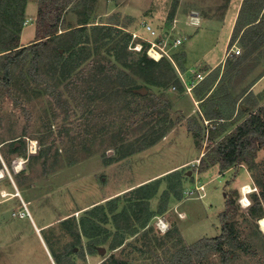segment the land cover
I'll return each instance as SVG.
<instances>
[{
    "label": "rangeland",
    "instance_id": "obj_1",
    "mask_svg": "<svg viewBox=\"0 0 264 264\" xmlns=\"http://www.w3.org/2000/svg\"><path fill=\"white\" fill-rule=\"evenodd\" d=\"M228 1H80L68 9L63 28L88 21L81 61L77 54L73 59L70 51H62V63L53 67L54 41H48L41 54L28 50V56L19 59L10 87L0 86V264H63L62 260L65 264H117L120 259L125 264H169L179 248L221 234L220 213L234 190L239 206L235 230L244 247L226 244V250L233 252L227 262L219 252L209 251L194 257L192 264H264L260 223L264 209L257 214L251 211L255 195L261 191L257 178L264 180V148L258 151L253 169L246 163L221 169L216 163L200 171V160L212 144L234 131L252 112L261 109L264 113V82L241 101L251 103L248 112H239L231 122L214 121V127H202L199 135L189 128L191 119L201 125L194 101L199 73L195 66H185L183 43L168 47L170 56L163 59L173 72L163 62L158 70L168 74L157 79L158 84L150 83L135 65L146 52L148 42L143 38L150 36L144 24L157 29L159 41L167 35L170 44L176 38L184 41L197 33L188 29L185 15L193 10L208 15L213 10L216 17H222ZM39 3L24 0V19L15 25L0 14V42L17 34L20 47L37 42ZM15 11L21 12V7ZM234 19L228 18L229 26ZM228 30L222 27L215 35L217 55L223 51ZM242 32L233 44L229 39L224 49L234 62L231 70L226 69L227 85L237 95L264 74V42L255 48L250 43L248 50H253L247 55L243 42L248 37L241 39ZM237 43L241 54L234 58L230 53ZM137 45L141 49H133ZM7 52L0 53V62ZM95 65L99 68L93 69ZM93 70H98V77ZM122 70L128 74L133 92L115 90ZM107 76L111 82L105 80ZM225 105L227 108L228 103ZM212 155L210 151L204 157L207 163ZM185 160V167L168 171ZM158 174L149 181L152 191L137 186ZM197 183L206 186L205 196H186L185 191ZM247 184L252 191L244 196L241 190ZM116 194L121 195L106 203L100 201ZM101 204L109 210L117 205L115 212L126 210L118 217L120 228L113 212L112 217L106 215L109 221L104 225ZM90 210L94 212L92 221ZM24 212L26 216H22ZM55 220L62 221L58 229L42 226ZM161 220L169 232L158 228ZM73 222H78L76 226L88 239L76 242L67 236L65 230Z\"/></svg>",
    "mask_w": 264,
    "mask_h": 264
},
{
    "label": "trees",
    "instance_id": "obj_2",
    "mask_svg": "<svg viewBox=\"0 0 264 264\" xmlns=\"http://www.w3.org/2000/svg\"><path fill=\"white\" fill-rule=\"evenodd\" d=\"M24 0H0V14L3 16L5 21H9L13 25L18 23V21H22L24 19L25 11L22 5ZM85 2V4L90 2V0H40L39 10L37 16V42L30 44L28 46L20 47L19 38L20 35L17 34L12 37L10 40L1 41L0 45H4L0 47L1 52H7V58L0 62L1 71H3V75H0V86L6 85L10 87L15 73V67L23 56L26 57L28 50H33L34 54L37 56L41 54V50L48 48V41H54L56 43L55 49L52 53V66L58 67L62 60L64 59V52H71V58L74 59V54H77L78 61H81L79 58L83 53L81 47L85 41L82 39L83 32L85 27L88 24V21H82L76 27H68L63 28L65 25V14L68 9L72 7L75 3ZM16 2V3H14ZM21 7V12H16L15 9ZM88 4V3H87ZM264 0H243L238 20L234 27L231 44L235 42L238 36L242 32L243 36H247L243 42V47L247 51V55L250 54L253 48L258 47L260 43L264 42ZM19 10V9H18ZM3 30L5 28H2ZM64 30L62 33H59L60 30ZM250 43H253V48L248 50L250 47ZM122 48V47H121ZM78 49H80L78 51ZM120 50V49H118ZM78 51V52H77ZM79 53V54H78ZM26 54V56H25ZM74 55V56H73ZM42 57V56H40ZM73 59H71L73 61ZM80 59V60H79ZM35 63L37 62V57L34 58ZM70 59L65 60L64 62H68ZM165 59H161L159 61L148 58L146 52L139 59V61L135 62L139 73H143L144 78H146L150 83L158 84L156 82L157 79L166 76L168 73L160 72L158 70L161 64L163 63L165 68L173 72V67L169 64L168 61H164ZM242 60V59H241ZM93 69L99 68L98 65L92 66ZM36 68V66H35ZM105 68L102 66L101 69ZM166 70V71H167ZM97 76L99 74L98 70H93ZM122 75L119 88L115 89L120 93H129L133 92V85L129 81L128 74L122 70L120 72ZM40 78H44V75H40ZM108 82H111V76H107ZM36 79V78H34ZM105 89V87H104ZM144 95L142 92L138 93ZM60 97V96H59ZM58 100L60 101V98ZM57 98V96H56ZM264 113L261 112V109L258 111L251 113L248 118H246L241 124H239L234 131L227 134L225 137L220 139L219 141L212 144V148H210L209 152L213 153L210 161L207 163L205 160V156L208 155L209 152H206L205 155L200 160V171H204L211 164L218 163L221 169H227L234 165L240 163H246L249 168L253 169L256 166V156L260 149L264 148ZM192 125L189 127L191 131L196 134L201 135L203 133V128L201 125L197 123L196 119H191ZM211 131V130H209ZM212 137L209 136L208 140L212 141ZM158 184V182H156ZM154 183V186H156ZM258 186L260 187L259 195H255V204L251 207V211L254 214H257L259 211L264 209V180L257 178ZM143 189H147V193L152 191L150 189V185L142 186ZM152 187V188H153ZM156 191V190H155ZM153 190L152 195L155 193ZM238 193L237 190H234L230 195H228L226 199L225 209L220 213V218L222 222V232L219 236L213 238H205L199 240L197 243L184 246L179 248L172 259L168 261L169 264H192L194 257L200 258L204 255V253L209 251H217L222 256L224 261H228L232 257V251L226 250L225 245L229 244L235 248L244 247L243 242L238 238L235 230V225L237 224V216L239 215V206L236 203L235 195ZM148 197L150 194L147 195ZM144 196L142 198H147ZM136 199V198H135ZM115 201V200H114ZM137 201V199H136ZM99 207L103 209L105 215L101 219L107 221L105 209L108 208L105 205L101 204ZM110 208H108L109 210ZM117 209V205L111 207L110 212H115ZM93 210L89 212V220L92 221L94 217ZM126 212L123 209L121 212H117L114 215V220L116 221L117 227L120 228V221L118 217L122 215V213ZM119 215V216H118ZM147 220H150V212L148 213ZM143 228H146V220L143 222ZM98 225H95L93 228L96 229ZM92 230V231H93ZM89 230H87V233ZM137 232V230H134ZM169 232V231H168ZM91 236V232H89ZM94 236V235H92ZM95 244L96 241H93ZM117 264H125L124 261L116 260ZM74 264V263H71Z\"/></svg>",
    "mask_w": 264,
    "mask_h": 264
},
{
    "label": "crops",
    "instance_id": "obj_3",
    "mask_svg": "<svg viewBox=\"0 0 264 264\" xmlns=\"http://www.w3.org/2000/svg\"><path fill=\"white\" fill-rule=\"evenodd\" d=\"M242 3H243V0H229L228 5L225 9V12L221 14L222 17H216V14H213L214 13L213 10L209 11L208 15H205L206 13L203 14L199 10H193L189 12L188 15H185V19L188 24L187 26L188 29L194 28V30L197 31V33L193 37L185 38L186 40L182 41L180 45H182V43L184 45L183 58H184L185 66H189V67L191 66V68L195 66L196 69L198 70V73L202 74L201 72H199V70H202L204 73H206V75L202 74L203 79L196 80L195 86H194V89H195L194 95L196 96L194 98L195 99L194 101H195V104L197 105L195 107V115H197L200 118L201 126L203 128L206 127V129H208V127H210V129L214 127L212 124V122L214 121H218L221 123L228 122V121L231 122V120L233 121V119L237 117L239 112H241V114H245L246 112H248L252 107L251 103L245 105V104H242L241 101L249 93H251V91L255 89V87L261 86V84L264 82V74H263L259 79L254 81L250 87L248 86L249 88L246 89V91L243 92L242 95L241 94L237 95V92L233 91L232 88L227 85L226 69L233 67L234 62H232L230 58L228 57L229 54L227 55L226 53H224V49L227 47L229 39H231L232 37V33L234 30L233 28L235 26V23L238 20V16H239ZM263 12H264V9L262 13ZM192 16L195 17V21L197 22L196 24H190L189 19H191ZM230 16L235 17V19H234V23L229 26L228 18ZM222 27L227 28V30L229 28V30L227 31V35L225 37L223 51L217 55L215 54L213 50L215 47H217V45H215L217 42L216 41L217 38L215 35L220 31ZM235 46L239 47L238 43ZM226 52H227V49H226ZM230 54L231 56H234L235 58V57H238V55H240L241 53L236 54L234 51H232ZM207 77H208V81H207ZM250 77L245 81H250ZM235 97H238V98H235ZM227 103H228V107L226 108L225 104ZM197 110H199L198 112L199 114L198 113L196 114ZM202 120L204 121V124L202 123L203 122ZM186 164H187V161L185 160L182 163L174 167H171L170 169H168V171H173V170L178 171L181 167H185ZM161 174L154 175L153 177H149L147 181L142 182L141 184L139 183V185L137 186L140 187L141 185H146V183L149 184L150 180H152L153 178L154 179L158 178ZM17 189L22 195L23 193L22 187L18 186ZM118 195H121V194H116V196L110 195V196L103 198L100 201L106 203L107 200L110 201L112 199H115L116 197H118ZM105 212L107 215L112 217L108 208L105 209ZM115 213L117 212H114V214ZM73 217L75 216H71V218ZM108 221L109 219L107 221L104 220V225H107L106 223ZM54 222L56 223L53 224V222H50L42 226L48 230L55 225L56 229H58V225H60L62 221H60L59 224H58L59 221L57 220H55ZM77 223L78 222L76 223L73 222V224H71V226H69L65 230V232L67 233V236H69L72 240L76 242H79V240L81 241L84 238L88 239V235H84V233L80 231L79 225L76 226ZM106 228L109 229L108 227ZM37 229H39V226H37ZM63 229L64 228H62V230ZM49 233H50V236H49V240H50V237L52 236V232H49ZM43 238H44V235H43ZM43 240L45 241V238ZM53 240L52 241L50 240V242L54 246ZM74 248L75 246L73 247V249ZM58 255L60 254L58 253ZM62 262L63 264H65L63 260Z\"/></svg>",
    "mask_w": 264,
    "mask_h": 264
},
{
    "label": "built area",
    "instance_id": "obj_4",
    "mask_svg": "<svg viewBox=\"0 0 264 264\" xmlns=\"http://www.w3.org/2000/svg\"><path fill=\"white\" fill-rule=\"evenodd\" d=\"M196 23L197 22L195 21V17L192 16L190 19V24H196ZM144 26H145V29L147 31H149V35H150L149 37L143 38V39H145L146 42H148L147 47H146V53H147V56H149L153 60L159 61L162 58H164L166 55L170 56V54L168 53V47L171 45L174 47L179 46L182 42L181 38H176V39L172 40V43L170 44L169 35H167L165 38H163V40L159 41V40H157V37H158L157 29L154 28L152 25H149V24H144ZM133 49H141V46L137 45V46L133 47ZM232 51H234L236 54L241 53L240 47H236L235 45L233 46ZM155 53H159L160 57L159 58L155 57ZM198 78L203 79L202 74L199 73ZM205 187L206 186L204 184L197 183L194 188L186 190L185 194L188 197H192L195 194H197L199 198H203L205 196V190H206ZM26 215H27L26 212H24L22 214V216H26ZM157 226H158V228L160 227V229H162V231L167 232L169 230L168 229L169 226L165 222H163V220L158 222Z\"/></svg>",
    "mask_w": 264,
    "mask_h": 264
},
{
    "label": "bare ground",
    "instance_id": "obj_5",
    "mask_svg": "<svg viewBox=\"0 0 264 264\" xmlns=\"http://www.w3.org/2000/svg\"><path fill=\"white\" fill-rule=\"evenodd\" d=\"M155 57L159 58L160 57V54L159 53H155ZM241 191H242V195L245 196V195H248V193H250L252 191V189H251V186L247 184V185H245V186L242 187V190ZM260 223L262 225V228L264 229V217L261 218Z\"/></svg>",
    "mask_w": 264,
    "mask_h": 264
}]
</instances>
